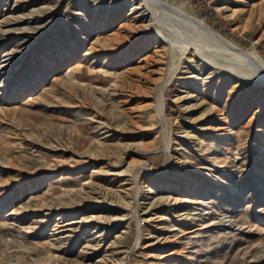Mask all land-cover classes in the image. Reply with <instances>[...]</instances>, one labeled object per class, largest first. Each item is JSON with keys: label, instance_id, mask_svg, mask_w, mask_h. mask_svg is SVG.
Instances as JSON below:
<instances>
[{"label": "rangeland", "instance_id": "1", "mask_svg": "<svg viewBox=\"0 0 264 264\" xmlns=\"http://www.w3.org/2000/svg\"><path fill=\"white\" fill-rule=\"evenodd\" d=\"M260 58L264 0H0V264H264Z\"/></svg>", "mask_w": 264, "mask_h": 264}, {"label": "bare ground", "instance_id": "2", "mask_svg": "<svg viewBox=\"0 0 264 264\" xmlns=\"http://www.w3.org/2000/svg\"><path fill=\"white\" fill-rule=\"evenodd\" d=\"M140 7V6H138ZM134 9V8H132ZM136 9V8H135ZM136 12V10L134 11ZM136 17H138V15H136ZM135 17V18H136ZM199 24H203L200 21H198ZM204 25V24H203ZM203 30H205L209 35H211L216 41H220L225 43L228 47H230L231 49H233L235 52L240 53V55H244V51H242V49L240 47H238L235 43H233L232 41H230L229 39L221 36L220 34L216 33L215 31H213L211 28H209L208 26L204 25ZM163 38V39H162ZM162 38H159L157 41L160 42V44L164 43L166 40L165 38L162 36ZM182 53V52H180ZM247 54V53H246ZM246 54L244 56H246ZM248 55V54H247ZM252 58V57H251ZM254 59V58H253ZM6 60H3L2 63L0 64V66H8L9 65V61L7 63H5ZM256 63L254 66H257L256 68H259V70L264 72V60L262 58L256 60Z\"/></svg>", "mask_w": 264, "mask_h": 264}]
</instances>
